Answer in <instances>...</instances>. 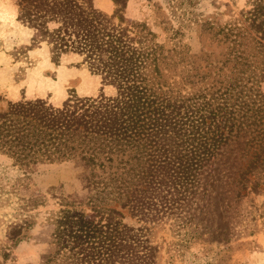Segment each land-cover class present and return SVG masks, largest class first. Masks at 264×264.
Wrapping results in <instances>:
<instances>
[{"label":"trees","instance_id":"16d2710c","mask_svg":"<svg viewBox=\"0 0 264 264\" xmlns=\"http://www.w3.org/2000/svg\"><path fill=\"white\" fill-rule=\"evenodd\" d=\"M128 1L113 0V14L94 0L20 1L18 20L37 30L33 45L45 43L56 65L78 56L115 93L74 91L62 107L43 99L10 102L0 113V146L21 165L83 162L88 186L136 220L127 223L118 209L66 218L74 211L65 204L52 234L56 249L41 264H176L194 239L187 224L171 223L177 240L170 242H159L155 229L196 203L213 161L237 154L238 183L264 188V0H247L228 29L240 46L237 77L210 82L178 78L149 23L126 16ZM31 205L28 199L24 208ZM33 225L26 214L8 239L24 240ZM1 253L7 259L9 252Z\"/></svg>","mask_w":264,"mask_h":264},{"label":"rangeland","instance_id":"374dc122","mask_svg":"<svg viewBox=\"0 0 264 264\" xmlns=\"http://www.w3.org/2000/svg\"><path fill=\"white\" fill-rule=\"evenodd\" d=\"M20 1L0 0V113L10 102L43 99L62 107L74 91L94 97L115 93L101 76L80 66L78 56L65 55L56 65L45 43L33 45L37 30L18 20ZM246 1L129 0L126 16L149 23L164 43L167 64L178 78L232 80L240 70L236 58L240 46L227 32ZM94 3L109 14L116 8L113 0ZM174 30L183 35L171 38ZM260 88L264 94V80ZM4 148L0 146V264L44 262L56 249L52 234L65 204L74 211L66 218H101L95 209H118L127 223H136L128 209L88 186L90 168L83 162L21 165ZM242 163L237 154L213 161L202 175L203 193L196 203L190 202L183 218L172 217L155 229L159 242H170L177 240L171 223L187 224L194 239L176 264H264V188L253 192L238 183ZM28 199L32 205L24 208ZM26 214L34 225L27 238L14 244L7 236L10 226ZM1 248L9 252L7 259Z\"/></svg>","mask_w":264,"mask_h":264},{"label":"bare ground","instance_id":"6f19581e","mask_svg":"<svg viewBox=\"0 0 264 264\" xmlns=\"http://www.w3.org/2000/svg\"><path fill=\"white\" fill-rule=\"evenodd\" d=\"M261 260H264V257H261Z\"/></svg>","mask_w":264,"mask_h":264}]
</instances>
